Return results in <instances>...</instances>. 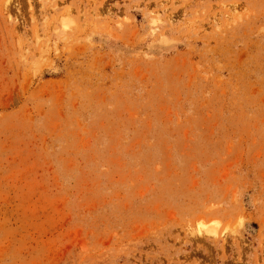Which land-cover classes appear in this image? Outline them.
Here are the masks:
<instances>
[{"label": "rangeland", "instance_id": "1", "mask_svg": "<svg viewBox=\"0 0 264 264\" xmlns=\"http://www.w3.org/2000/svg\"><path fill=\"white\" fill-rule=\"evenodd\" d=\"M0 264H264V0H0Z\"/></svg>", "mask_w": 264, "mask_h": 264}, {"label": "bare ground", "instance_id": "2", "mask_svg": "<svg viewBox=\"0 0 264 264\" xmlns=\"http://www.w3.org/2000/svg\"><path fill=\"white\" fill-rule=\"evenodd\" d=\"M206 232L211 233L212 235H215L217 233L216 229L214 227L207 228Z\"/></svg>", "mask_w": 264, "mask_h": 264}]
</instances>
